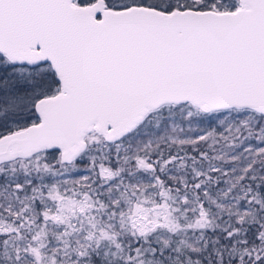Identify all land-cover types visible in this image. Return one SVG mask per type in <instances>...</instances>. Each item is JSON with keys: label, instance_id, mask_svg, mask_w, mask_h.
Listing matches in <instances>:
<instances>
[{"label": "snow or ice", "instance_id": "1", "mask_svg": "<svg viewBox=\"0 0 264 264\" xmlns=\"http://www.w3.org/2000/svg\"><path fill=\"white\" fill-rule=\"evenodd\" d=\"M0 264H264V0H0Z\"/></svg>", "mask_w": 264, "mask_h": 264}]
</instances>
